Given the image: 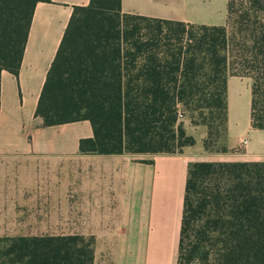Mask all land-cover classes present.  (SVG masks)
I'll use <instances>...</instances> for the list:
<instances>
[{
	"label": "trees",
	"instance_id": "1",
	"mask_svg": "<svg viewBox=\"0 0 264 264\" xmlns=\"http://www.w3.org/2000/svg\"><path fill=\"white\" fill-rule=\"evenodd\" d=\"M50 0H0V79L17 77L34 9ZM251 79V128L264 130V0H228L223 26L125 14L121 0L75 7L43 84V127L88 121L83 155L226 152L227 79ZM81 235L2 236L0 264H94ZM176 264H264V161L187 167Z\"/></svg>",
	"mask_w": 264,
	"mask_h": 264
},
{
	"label": "crops",
	"instance_id": "2",
	"mask_svg": "<svg viewBox=\"0 0 264 264\" xmlns=\"http://www.w3.org/2000/svg\"><path fill=\"white\" fill-rule=\"evenodd\" d=\"M90 0L38 3L22 64L0 79V233L44 229L112 243V264H176L189 163L185 150L153 156L83 155L88 121L43 127L35 110L47 72L75 7ZM228 0H121V11L150 18L223 26ZM251 79H227V140H247L243 161H264V130L251 128ZM38 224V225H37ZM73 229L70 233H63ZM29 236V235H19ZM33 236V235H30ZM36 236V235H34ZM95 264V260H94Z\"/></svg>",
	"mask_w": 264,
	"mask_h": 264
},
{
	"label": "rangeland",
	"instance_id": "3",
	"mask_svg": "<svg viewBox=\"0 0 264 264\" xmlns=\"http://www.w3.org/2000/svg\"><path fill=\"white\" fill-rule=\"evenodd\" d=\"M182 122L184 124L186 134L188 136H192L195 140V144L193 146L185 147L183 150L196 155L197 158H200L201 160H215L216 162H234V161H243L248 159L245 152V146L247 143V140L244 139L243 141L237 143L234 147H230L228 145V140L223 143L221 139H218L215 143V149H220L224 145L226 146L227 150L226 152H207L203 148V139L206 138V128L202 126H192L188 119L181 118ZM145 155H140L137 157H142ZM38 225V224H37ZM73 229H66V231H63V233L67 234L72 232ZM3 230L0 229V233H2ZM4 233H10L16 236L19 235H36V236H42L44 233V229L38 225L35 227H16V228H10L8 230H4ZM112 243H97L95 248V264H112V258H111V249H112Z\"/></svg>",
	"mask_w": 264,
	"mask_h": 264
}]
</instances>
